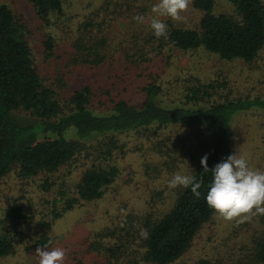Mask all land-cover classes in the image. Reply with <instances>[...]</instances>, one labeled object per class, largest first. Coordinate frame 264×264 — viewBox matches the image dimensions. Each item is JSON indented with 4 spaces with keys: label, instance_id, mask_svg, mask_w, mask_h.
Segmentation results:
<instances>
[{
    "label": "trees",
    "instance_id": "16d2710c",
    "mask_svg": "<svg viewBox=\"0 0 264 264\" xmlns=\"http://www.w3.org/2000/svg\"><path fill=\"white\" fill-rule=\"evenodd\" d=\"M26 1L48 26L65 9L63 0ZM218 1L190 0L191 7L201 12L194 28L177 25L169 19L165 22L166 38H157L152 31L149 36L159 41L161 48L168 46L183 53L206 52L224 61L254 65L264 50V0H225L233 9L231 15L214 12ZM104 8L91 13V19L85 18L79 25L82 34L72 43L74 64L102 63L106 40L92 33L98 34L102 26L97 20ZM26 34V26L1 3L0 182L12 170L26 179L43 175L45 179L40 188L49 192L52 176L80 156L100 161L101 165L94 163L82 171L70 188V195L62 190V198L52 204L51 220L55 221L84 203L99 200L118 178L120 171L116 163L124 154V146L119 144L120 135L150 127L156 130L178 127L173 138L177 144L172 141L167 150L160 144L154 149L174 162L178 146L190 144L179 155L185 159L187 174L201 180L200 197L193 195L190 188L177 187L164 212L148 215L145 219L127 218L123 226L106 227L93 235L89 246L99 255H107V260L113 259L115 264L127 254H136L132 259L145 264L175 263L189 249L203 225L216 214L205 202L211 174L203 172L201 157L207 154V164L211 168L232 154L233 118L251 109H263L264 97H219L220 89L227 85L224 81L202 82L196 78L184 89L180 101H164L161 86L148 83L142 88L140 101L130 103L119 99L101 109L94 105L87 85L65 97L60 91L65 83L60 76L52 84H45L34 65ZM54 42L51 35L44 40V59L52 56ZM160 46L158 44V48ZM165 166L169 170V166ZM24 217L21 208L14 206L4 210L2 220L7 221L12 230L20 227ZM2 220L0 258H5L14 253L19 241L14 236L17 230L10 234V230H1ZM125 224H129L128 230ZM41 226L45 229L34 240L35 248L50 244L51 223L44 222ZM142 229L147 231V238L140 235ZM134 244L139 250L132 249ZM197 264L213 263L199 260ZM241 264H264V227Z\"/></svg>",
    "mask_w": 264,
    "mask_h": 264
},
{
    "label": "rangeland",
    "instance_id": "374dc122",
    "mask_svg": "<svg viewBox=\"0 0 264 264\" xmlns=\"http://www.w3.org/2000/svg\"><path fill=\"white\" fill-rule=\"evenodd\" d=\"M63 1V14L52 19L55 21L50 26L36 15L26 0L0 2L6 4L26 26V39L34 65L44 83L52 84L57 76L65 82L62 81L64 84L60 90L62 96L66 97L82 85H87L91 89L94 105L106 109L119 99L130 103L140 101L142 88L148 83H156L162 88L163 100L173 102L180 101L184 89L197 78L202 82L224 81L227 85L220 89L219 97H264V50L256 63L248 66L241 61H224L206 52L183 53L168 46L161 48L160 42L149 36L151 29L148 26L153 15L151 8L157 0ZM106 4L110 5L106 7ZM100 7H105L97 20L102 26L98 34H92L106 40L102 51L104 59L99 65L74 64L72 43L82 34L79 25L91 19V13ZM232 10L225 0H219L214 7V12L218 14L231 15ZM136 15L144 16V22L134 21ZM200 16L201 12L189 3L179 19H160L164 22L170 19L177 25L194 28ZM48 35L55 39L54 51L50 58L44 59L43 42ZM178 130V127L159 130L150 127L120 135L119 144L124 146V154L117 159L118 178L105 189L99 200L84 203L55 221L51 220L52 204L62 198V190L70 195L72 191L69 190L82 171L94 163H102L94 157L84 159L80 156L76 162L52 176L53 185L49 192L40 188L45 179L43 175L26 179L19 177L15 170L9 172L0 182V219L6 208L14 206H19L25 217L20 227L12 230L9 223L2 220L1 230H10L8 234L17 230L14 236L19 244L12 255L0 258V264H38L37 248L33 242L44 231L41 226L44 222L51 223L48 247L65 250L64 264L108 261L115 264L113 259L107 260V255L91 250L89 246L93 235L106 227L123 226L127 218L145 219L167 209L176 189L168 188L167 181L174 174H187V165L183 163L185 159L179 153L186 151L190 144L186 142L182 148L178 146L174 162L164 153L157 152L154 146L164 145L163 149L167 150L170 142L176 141L173 138ZM231 131L233 153L245 156L250 168L264 170V108L237 114L232 120ZM164 164L169 166V170ZM61 183L65 187H61ZM125 226L126 230L130 228L129 224ZM263 227L264 215L225 220L216 213L203 225L184 255L173 264H197L199 260H209L213 264H241ZM132 249L139 250L135 244ZM130 256L132 259L136 254L125 255L117 264H145L131 261Z\"/></svg>",
    "mask_w": 264,
    "mask_h": 264
},
{
    "label": "clouds",
    "instance_id": "9594fccd",
    "mask_svg": "<svg viewBox=\"0 0 264 264\" xmlns=\"http://www.w3.org/2000/svg\"><path fill=\"white\" fill-rule=\"evenodd\" d=\"M189 3L190 0H157L151 8L153 15L148 25L152 34L157 38H166L167 25L160 18L179 19L180 13ZM144 19L142 15L133 17L137 23H143ZM200 164L204 173L211 174L205 202L220 217L231 220L234 217L250 219L251 216L264 215V170L250 168L247 158L236 152L229 154L211 168L207 164L205 154L201 157ZM201 184V180L196 176L179 173L167 181L168 188H190L197 198L201 195ZM140 235L147 238L148 233L142 229ZM35 255L38 257V264H64L65 260V250L59 247H37Z\"/></svg>",
    "mask_w": 264,
    "mask_h": 264
}]
</instances>
